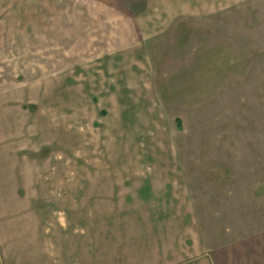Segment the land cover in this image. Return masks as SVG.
<instances>
[{
	"label": "rangeland",
	"instance_id": "374dc122",
	"mask_svg": "<svg viewBox=\"0 0 264 264\" xmlns=\"http://www.w3.org/2000/svg\"><path fill=\"white\" fill-rule=\"evenodd\" d=\"M34 1L14 0L11 11L30 16L41 5ZM43 21L51 20L9 25ZM70 38L61 33L59 48L43 51L28 44L19 53L13 43L5 68L8 115L21 112L37 160L27 186H50L61 171L111 173L130 185L145 171H181L213 245L263 232L264 0L179 14L134 50H89L84 35Z\"/></svg>",
	"mask_w": 264,
	"mask_h": 264
},
{
	"label": "crops",
	"instance_id": "0c3cea01",
	"mask_svg": "<svg viewBox=\"0 0 264 264\" xmlns=\"http://www.w3.org/2000/svg\"><path fill=\"white\" fill-rule=\"evenodd\" d=\"M140 1L54 0L48 7L35 0L41 5L29 16L11 11L14 0H0V264H264V231L256 239L211 243L181 171H145L131 185L110 172L61 171L49 177L50 186H27L37 160L29 157L20 110L14 118L7 112L13 43L19 53L28 44L43 51L51 43L53 50L62 33L68 40L84 35L89 50H134L141 36L166 32L179 14L204 16L247 0H145L139 10ZM33 17L51 21L30 30L9 25Z\"/></svg>",
	"mask_w": 264,
	"mask_h": 264
}]
</instances>
